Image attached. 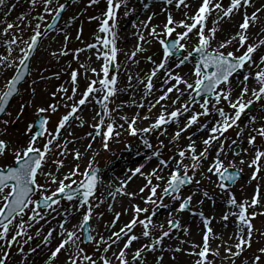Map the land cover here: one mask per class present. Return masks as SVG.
<instances>
[{"label":"snow or ice","instance_id":"snow-or-ice-1","mask_svg":"<svg viewBox=\"0 0 264 264\" xmlns=\"http://www.w3.org/2000/svg\"><path fill=\"white\" fill-rule=\"evenodd\" d=\"M29 3L36 10L30 41H23L21 35L13 32L19 24L7 23L0 33L7 38L3 41L4 52L0 53L3 84L0 157H12L10 163L0 164V264H13L14 247L21 257L20 264H35L31 260L33 254H43V264H147V254L157 252L160 254L156 264H162L163 253L168 250L166 238L172 239L177 230H182L185 236L191 235L190 229L177 218L186 210L202 218V239L200 242L180 239L171 251L194 257L192 264H215L216 257L221 264L225 261L236 264L235 258L247 253L251 255L242 264H264V246L254 248L264 241V231L254 224L257 216H264V122H261L264 120V0H161L160 12H152L146 20L133 24L137 43L130 53H125L129 61L138 64V54L147 52L146 46L158 44L159 59L155 53L147 55L145 59L151 67L135 75L129 73L124 89L118 87L121 66L117 28L122 8L123 16L136 11L128 7L129 0H106V10L101 16L90 17L100 21L98 31L104 35H96L94 43L71 50L67 48L71 36L56 23L65 3L60 0H29ZM97 3L99 0H88L89 6ZM3 5L5 0H0V6ZM173 5L177 10L183 9L179 20L169 10ZM144 7L147 9L148 4ZM160 15L164 19L153 23L154 17ZM48 16L53 22L47 23L42 31L41 22ZM17 19L23 23L27 17L21 15ZM75 19L73 16L72 20ZM229 25L233 30H229ZM25 26H31V21ZM253 28L257 29V40L252 39ZM49 30L62 32L65 41L58 51L51 53L53 56L68 55L71 51L79 61L80 53L95 51H91L88 62H80L70 72V93L68 87L61 85L51 94L60 96L59 103H38L33 80L30 98L22 100L13 115L7 110L9 100L27 82L29 61ZM225 32L227 35L222 36ZM76 38L81 39L79 31ZM19 42L27 46L20 47ZM14 46L21 55L12 58ZM96 62L98 68L90 66ZM9 69L10 77L4 75ZM89 71L91 76L87 75ZM53 75L58 77L59 73ZM81 78L87 81L82 92ZM125 91L128 100L111 107L118 94ZM257 103L260 115L248 117V124H244L242 116H247V111ZM89 104L93 105L94 113L90 124L93 131L88 133L92 141L99 137L102 148L109 150V141H118L126 132L150 150L144 162L128 169L127 179L120 180L115 191L108 193L113 201L118 194L128 197L129 203L123 213L115 212L114 204L108 203L107 210L114 215L102 229L100 221L105 213L98 209L107 201L96 195L103 183L99 168L89 162L81 171L76 163L61 172L65 159H54L72 155L74 160H81V151L68 148L77 139L69 128L75 122L81 127L86 123L82 113ZM61 107L67 111L52 128V114ZM32 108L35 119L26 124L23 141L11 138L9 126L27 116ZM126 108L136 111L129 115ZM172 125L175 128L170 131ZM194 127L195 131H190ZM233 129L237 130L236 138L229 142L226 133ZM63 132H68L72 139H65ZM160 136L166 137L167 142ZM182 140L186 143H181ZM91 148L92 143H88L85 151ZM126 148L130 150L131 143ZM230 153L232 160H228ZM236 156L240 157L238 162ZM50 161L54 169L49 166ZM150 163L153 166L149 168ZM245 165L252 169L249 183H257L249 196L238 199L231 189ZM137 176L143 177V186L138 191H128V185ZM204 179L226 197V210L219 219L225 227L223 222L230 220L234 225L227 239L211 226L215 217L191 208L197 195L203 197L198 200L200 205L205 199L214 202L210 190L199 191ZM188 185H195L197 190L185 195L183 189ZM137 198L141 203L135 202ZM63 201L69 206L64 207ZM161 209L168 210L164 219L159 218ZM128 212L132 214L130 219L117 229L121 215ZM49 216L61 219L56 227L45 230ZM214 241H218L215 247Z\"/></svg>","mask_w":264,"mask_h":264},{"label":"rangeland","instance_id":"rangeland-1","mask_svg":"<svg viewBox=\"0 0 264 264\" xmlns=\"http://www.w3.org/2000/svg\"><path fill=\"white\" fill-rule=\"evenodd\" d=\"M66 1L67 0H60V2H62V3L66 2ZM24 2L26 3L25 0H22V1L21 0H5V5L0 6V29L2 32L3 29L7 26V23L19 24L20 27L14 28L13 32L15 34L21 35L23 37V41H30V37L33 34V28L35 27V24H36V21L32 19V17H34L36 15V10L33 9L31 4L29 3V1H27L26 5L29 3L28 7H30L31 12H29L28 14L25 15L27 17V19L23 23H21L17 19L19 16H17L16 10H19L20 9L19 6L24 5L25 4ZM13 5L15 7H13ZM106 6H107L106 0H99V3L92 5V6L88 5V0H77L76 2L69 5V7L67 8L66 12L64 13V15H63V17H62V19L58 25V28L62 27L63 30L71 36V39L69 41H67V48L69 50L77 49L78 47L83 48L86 44L94 43L96 35H104V34L99 33V31H98V26H99L100 21L99 20H92V19H90V17H92V16L100 17L102 12L106 10ZM73 16L76 17L75 20H72ZM50 19H51V16H48L46 18V21L41 22V30L42 31ZM163 19H164V16L162 15L158 21H160V20L162 21ZM238 19H239V17H238ZM29 21H31V26L26 27L25 25H27L29 23ZM154 22L155 21H153V23ZM160 22H155V23H160ZM118 28H119V25H118ZM118 28H117V30H118ZM21 29H23V31H21ZM78 31L80 32L81 39L76 38ZM251 32L253 34L252 39L254 40V37H256L255 33L257 32V30H252ZM0 37L3 38V39H0V42H1V40H4L6 38L2 34H0ZM136 40H137V37L135 36L134 41H136ZM56 43H59L60 47L62 44L65 43V41L63 39V33L62 32L56 31L50 37H47V38L42 40V43H41L39 50L37 51V53H35V55L32 59L30 74L27 78V82L22 84V86L20 87L19 95L13 100V102L11 103V105L8 109V111H11L13 113V115H15V113L17 112L22 100H27L30 98V89L33 86L32 85L33 80L36 81L35 87H36L37 92L39 93V96H40V97L37 96L36 99H37V102L41 103V104H43L44 102L59 103L60 102V96L57 95L56 97H53L51 94L53 92H55L63 84L65 87L69 88V93L71 92L72 85L70 84V72L73 69H77L79 67V63H77L76 60L75 61L71 60L73 57L71 51L69 52L68 55L58 56V57H55L54 59H52V61H50L49 55L46 56V53H47V50L49 48V45L50 44L54 45ZM19 46L20 47H26L27 45L23 42H19ZM146 47H148L149 50L147 52H143V54L142 53L138 54V57H137V59L139 60V63H141V64L146 62L145 57L147 55H153L155 53L156 57L160 56V50H159L158 44H153V45L146 46ZM20 55H21V53L19 52V48H16L14 46L12 58L19 57ZM43 56H46V57L43 59ZM79 59H80V61L84 60V58H82V54H80ZM125 60H127L125 53L119 52L118 62H119L121 67L119 69V74H118V87L121 89H124L126 87V85L128 84V77L123 73V69H122ZM54 73H59V76H58L59 81L55 82V84L52 87H49V84H50L49 76H54L53 75ZM4 75L10 77L12 75V70L11 69L7 70V72H5ZM41 77H45V78L41 79ZM42 81H45L44 84H42ZM79 81L81 82V84L79 83V90L82 92L85 88V84L87 83V81L84 78H81ZM133 84H135V82H133ZM2 89H3V84L0 83V90H2ZM78 97H79V95L77 96V98ZM116 99H115L114 105H116ZM56 100L58 102H56ZM64 102L67 103L66 100ZM114 105H110V106L114 107ZM66 111H67V109L61 107L56 113L52 114V118L50 121V127L55 128V125L58 122L60 116L63 115ZM259 115H260V104L257 103L254 106V110L251 112L247 111V116H242L241 119H242L244 124H248V117L259 116ZM3 118L7 119L8 117L4 116ZM34 119H35V109L32 108V109L28 110L27 116H25L21 120L15 122L9 126V134H10L11 138H13V139L19 138L21 141H23V139H24L23 133H24V129L26 127V124L31 122ZM261 122H264V120H262ZM72 125L75 127L73 134L76 138L82 137L83 135H85V133H87V130H84L81 126H79L78 122H75ZM190 131H195V127L193 129H191ZM236 131L237 130L233 129V130H229V132L226 133V135L229 138V142L231 141V139L236 138ZM67 139H72V137H69V135H68ZM160 139H164V138H160ZM139 142L140 141L136 137H131V136L127 135L124 139L113 144L110 148L111 150L110 149L109 150H102V149L99 150L98 155L95 157L94 164H96L100 167V174H101V171H102L103 167L105 166V164L112 157V154H113L111 152L112 150L116 151V154H119L120 152L125 151L127 144L131 143V146L132 145L135 146ZM155 142H156V139H155ZM109 143H110V141H109ZM167 154L168 153L166 150L165 155H167ZM60 158L61 157H59V156L54 157V159H60ZM233 158H234L233 155L230 153L228 160H232ZM11 159H12V157L10 155L6 159L1 157L0 158V164H4L5 162L10 163ZM239 159H240L239 156L235 157V160L237 162ZM227 162L228 161L226 160L225 163L227 164ZM75 164H76L75 162H72L70 167L74 166ZM49 166L51 168H53V164H51V161L49 162ZM251 172H252V169L248 168L246 165L243 166V173H242L243 178L240 181H238L234 186H232L231 190L236 194L238 199L249 196L253 191V186L257 183L256 181H251L249 183ZM197 178H199V176ZM242 186H243V191H241ZM186 189L192 190V191L197 190L195 185H188V187L185 188V190ZM205 189L210 190L212 192V194L214 195V201H215L216 197H220V196H223L224 199H226V197L220 193V190L216 189L214 187V185H212L207 179L202 180V185H201L199 191L202 192ZM185 190L183 189V191H185ZM96 195L100 196L104 199L106 196V191H103L101 186L99 185ZM201 198H203V197L200 195H197L196 197H194L191 208L193 211H202L205 214V212L210 211L209 209H212V208L207 207L208 209L206 210V209H204V205L207 206V204H209L211 202L213 203V201H209V200L205 199L204 204L200 205L198 203V200ZM166 202H168V201L166 200ZM62 204L64 207L69 206L68 202H66V201H63ZM124 209L125 208H123L117 212L123 213ZM165 210H167V209H161L160 212H164ZM98 211L105 213L103 220L100 221V226L102 229L103 224L110 222L113 219L114 214L110 213L109 211L104 210L102 207H100L98 209ZM189 212H192V211L186 210V211L179 213V214L184 215V213L186 214ZM124 215H126V214H124ZM124 215H121V217ZM205 216H208V215L205 214ZM130 217H131V215L128 216V220L130 219ZM177 218L180 220V222H182V218H180L179 216H177ZM48 219L51 220L53 225H55V227H56L57 221L60 220L61 217L56 216L55 219H53L52 216H49ZM197 219L202 220L201 217H197ZM41 223L43 224L44 222H41ZM223 223H225V222H223ZM218 224L223 225L222 222H220V219L217 223H215V225L211 224V226L213 227L215 232H217L218 234L224 235L225 234V226H217ZM254 224H255V227L257 229L264 231V216H257L254 220ZM48 227H49V223L44 224L45 230H47ZM203 228H204V225L202 223L201 229H200L201 234L198 235L200 237L198 240L199 242L202 239V235H203L202 229ZM136 231L139 232L140 229L137 228ZM178 234L179 233H177V231H175V236L172 239H174ZM172 239L166 238L165 242H169ZM215 245L216 244H213L212 246L215 247ZM258 246H264V241H261L260 245H254V248L258 247ZM221 251H223V250H221ZM12 253H13V264H20L21 257L16 252L15 247L12 249ZM250 255H251V253H247V254H242L240 257H236L235 258L236 264H242V262L244 260H246ZM211 258L212 257H210V259ZM43 259H44L43 254L38 255V258H36V259H35V254H33L31 257V260H34L35 263L38 262V263L42 264ZM215 264H221L219 257L215 258ZM224 264H228V262L225 261Z\"/></svg>","mask_w":264,"mask_h":264},{"label":"bare ground","instance_id":"bare-ground-1","mask_svg":"<svg viewBox=\"0 0 264 264\" xmlns=\"http://www.w3.org/2000/svg\"><path fill=\"white\" fill-rule=\"evenodd\" d=\"M25 1L27 3V1H29V0H25ZM26 3L22 6L20 5L19 6L20 9L16 10L17 16H21V15L25 16L26 14L31 12L30 7H28L29 3L27 5H26ZM145 3L148 4L147 9H145V7H144ZM128 7L130 9L134 8L136 11L129 16H123L124 9L122 8L120 10L119 23H118L119 28L117 30L119 39L117 41V46H118V48H120V52H122V53H126V52L130 53L134 49L135 44L137 43V40L134 41L135 36L133 35V33L136 31V29L133 28V24L136 23L137 21L146 20L147 16L150 15L152 12H160L161 7H162V3H161V0H129ZM169 10L174 13L176 19L179 20L182 18V12H183L182 8L177 10L175 8V6L173 5L170 7ZM161 16L162 15L154 17L153 21L160 22L161 20L160 21H158V20L161 18ZM237 19H238V17H237ZM228 28H229V30H233L232 25H229ZM252 30H257V29L253 28L250 31H252ZM0 32H1V29H0ZM223 35H227V32L223 33L222 36ZM0 39H3V38L0 37ZM6 39L7 38H5L4 40H1V42H0V48H1L0 53L4 52L3 41H5ZM254 40H257V37H254ZM59 47H60L59 43H56L54 45H52V44L49 45L46 56L49 55L50 61H52V59H54L56 57V56H53L51 53L54 51H58V49H60ZM91 51H95V50L82 52L81 54H83L82 57L84 58V60L80 61V59H79V61H76V62L77 63L88 62V56L91 54ZM46 56H43V59ZM156 58L159 59V57H156ZM95 60H96V57L93 55L92 61H95ZM90 66H94V67L98 68L100 65H99V62H96L95 64H90ZM150 67H151V65L149 64V62L147 60L143 64H141V63L135 64V63H133L127 59V60H125L122 69H123V73L128 77L129 73L135 75L136 73L141 72L142 70L146 71ZM184 71L187 72L188 69L185 68ZM88 73H91V72L89 71ZM49 81H50L49 87H52L55 84V82L59 81V77L49 76ZM44 82L45 81H42V84H44ZM133 82H135V81H133ZM78 95H79V93H78ZM37 96L40 97L38 92H37ZM128 98H129L128 92H126V91L121 92L118 94V97L116 99V104H119L121 101H126V100H128ZM92 109H93V105L89 104L87 107L84 108V111L82 113V118L86 121V123L82 126V128L84 130L89 129L91 132L93 131V129L91 128L90 124H91L92 116L94 115ZM134 111H136V109H134V108H126L125 109V112H127L129 115H131V113ZM120 122L123 123V121H120ZM145 123H147V122H145ZM78 124H79V122H78ZM174 128H175V126L172 125L169 127V130L172 131V130H174ZM74 130H75V127L73 125H71V127L69 128V131L74 133ZM127 135L128 134L125 132L119 138L118 141L117 140H110V143H109L110 148L113 144L124 139ZM63 136L65 139H67L68 132H63ZM159 138H164L165 142H167L166 137L160 136ZM155 139H156V137L153 136L152 142L154 144L156 143ZM88 143H92V148L85 151V146ZM181 143H186V141L182 140ZM68 148L69 149L75 148V149H78L79 151H81L82 158H81V160L76 161L73 159L72 155H67L66 158L61 157L60 159H65V167L61 169V172L67 171L68 168H70V165L72 162L79 163L81 171H84L89 162H92L94 164L95 159L93 160V157L95 158L97 156V153L99 152V150H101V149L104 150L101 146L100 138L97 137L95 139V141H92L89 138L88 134L85 136L77 138L75 140L74 144L68 145ZM149 151L150 150L145 149L140 142L138 144H136L135 146L132 145L130 150L128 148H126L125 151H122L119 154H116V151H114V150L111 151L113 153L112 157L105 164V166L103 167V169L101 171L103 183H101L100 186H101L103 191H106V196L104 199L107 201L105 204H103L101 206L104 210L108 211L107 210L108 209V203L114 204V211L115 212H117L123 208H127L128 203H129L128 197H121L117 194L116 200L113 201L112 198L109 197L108 193L110 191L111 192L115 191V189L119 186L120 180L127 179V176L130 175V173L128 172V169L135 167L138 163L144 162V160L146 158V153H148ZM152 166L153 165L150 163L149 168ZM54 168H55V165H53V169ZM213 179H215V177H213ZM143 184H144L143 177L137 176V177L133 178L132 182L128 185L127 190L130 192L138 191L139 188L143 186ZM53 187H55V186H53ZM190 192H192V190L186 189L184 191V194L188 195ZM135 202L141 203L139 198H137ZM207 207L212 208V209H209L210 211L205 212V214L208 215L209 217H215V220H213V222H212V225H215V223H217L219 221V218H220L221 214L223 213V211L226 210L224 197L223 196L216 197V199L213 203L211 202V203L207 204V206L204 205V209L207 210L208 209ZM167 212H168V210H165L164 212H160L159 218L164 219L165 216L167 215ZM110 213L114 214L113 212H110ZM129 215H132L131 212H128L126 215L120 217V220L117 223V229L120 226H122L125 222L128 221ZM177 216L182 218L181 224L183 226L187 227L188 229H190L191 235L185 236L183 234L182 230H177V233H179V234L174 239L170 240L169 242H165V248L168 250L163 253L164 259L162 261V264H192V260L194 259V257L188 256L184 252H178V253L173 252V251H171V248L174 247L180 239L196 240L197 242H199L198 240L200 237L198 235L201 234L200 229H201L202 220H198L197 217H200V216L199 215H193L192 212L186 213L184 215L178 214ZM49 221H50L49 227H55V225H53L52 221L51 220H49ZM73 223H75V221H73ZM225 223L227 226L225 227V234L223 235V237H224V239H227L228 236L233 233L234 225L231 223V220L228 222H225ZM217 226H223V225L218 224ZM105 235H107L106 232H105ZM216 243H218V241L213 242V244H216ZM185 247H187V245H185ZM159 254H160L159 252L153 253V254H147V256H146L147 264H156V257ZM173 257H175V259H173ZM36 258H38V255H35V259ZM62 259H63V257H61V260ZM35 264H41V263L37 262ZM42 264H43V262H42Z\"/></svg>","mask_w":264,"mask_h":264}]
</instances>
